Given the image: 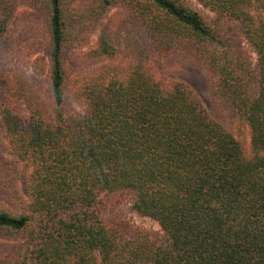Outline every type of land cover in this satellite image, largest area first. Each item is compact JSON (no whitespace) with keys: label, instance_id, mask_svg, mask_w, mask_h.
<instances>
[{"label":"trees","instance_id":"obj_1","mask_svg":"<svg viewBox=\"0 0 264 264\" xmlns=\"http://www.w3.org/2000/svg\"><path fill=\"white\" fill-rule=\"evenodd\" d=\"M0 66V264H264V0H0Z\"/></svg>","mask_w":264,"mask_h":264},{"label":"rangeland","instance_id":"obj_2","mask_svg":"<svg viewBox=\"0 0 264 264\" xmlns=\"http://www.w3.org/2000/svg\"><path fill=\"white\" fill-rule=\"evenodd\" d=\"M119 9L113 10L108 16H111L113 13H118ZM121 17V16H120ZM119 17V18H120ZM105 18V20L107 19ZM104 22V21H103ZM101 22L92 33L93 40L99 34V30ZM24 28L27 25L23 26ZM25 35L30 34L31 30L22 31ZM21 35V33H19ZM35 35V34H34ZM29 38L25 39V36L22 38V42L25 45L26 43L30 42ZM158 71L160 70L163 72L168 78L180 80L188 85H190L194 91L196 92L197 96L199 97L200 101L202 102L203 106L210 114V116L218 121L223 127L226 129H230V122L226 119L218 110L216 105L213 101V95L211 86L207 79V72L203 65L198 64L195 60L190 56L182 52L170 53L164 57L163 65L158 67ZM8 68L4 66H0V96L3 94L2 89L5 86L4 79L7 75ZM78 107L75 104L70 105L69 109L71 111L76 110ZM104 219L107 222H114V223H124L134 227H138L141 229H148V230H158V225L149 218L140 216L131 206V204L127 201L121 203L118 208L115 209L114 212H105Z\"/></svg>","mask_w":264,"mask_h":264}]
</instances>
